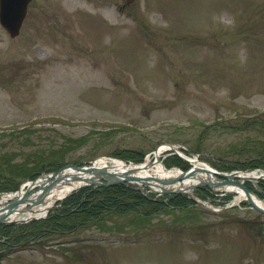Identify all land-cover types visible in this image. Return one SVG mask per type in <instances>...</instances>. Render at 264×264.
<instances>
[{
  "label": "rangeland",
  "instance_id": "1",
  "mask_svg": "<svg viewBox=\"0 0 264 264\" xmlns=\"http://www.w3.org/2000/svg\"><path fill=\"white\" fill-rule=\"evenodd\" d=\"M263 121L264 0H31L18 36L0 24V199L46 169L140 164L166 144L245 170L264 147ZM112 187V206L115 190H138H82ZM240 201L85 218L57 202L44 219L0 228V264H264V214ZM36 228L44 235L28 240Z\"/></svg>",
  "mask_w": 264,
  "mask_h": 264
},
{
  "label": "bare ground",
  "instance_id": "2",
  "mask_svg": "<svg viewBox=\"0 0 264 264\" xmlns=\"http://www.w3.org/2000/svg\"><path fill=\"white\" fill-rule=\"evenodd\" d=\"M171 147L168 145L161 146L159 148V151L156 153V157H159L162 152H165L169 150ZM190 162L193 164L194 169H197L194 171L191 175L185 176L184 171L181 170L178 167L167 169L162 163L160 162H153L151 160H147L143 164L139 165H127V163L119 160V159H113V158H100L96 160L94 163V166L99 169L107 170L110 173H113L115 175H118L121 177L125 173H129L130 177L136 178L139 181L137 183L142 184L141 179H146V183L148 187L152 188L153 191H158L159 193H163L166 191H175L183 194L193 195L194 190L198 186L204 185L208 180H211L213 182V186L218 185L216 188L217 190L222 191H230V192H237L236 195V201L237 203L240 202V200L243 199L244 195L242 190L245 192V190L236 185V183L242 184L240 181H237V178L230 179V184H224V183H215L217 182L216 177H214L213 173H222L221 171H210L208 174L205 172V170H213L208 164L202 163L197 157H187ZM74 175L81 176L83 179H87L89 177H95L94 174H88V173H80L76 171V169H67L63 171L59 178L56 177L55 180H57L59 183L52 188H50V197L48 199V203H54L59 198H62L66 194H68L73 188L78 187L81 184H85V182H80L73 180ZM241 180L245 181L246 179L253 180L254 182H258L259 179L264 181V174L259 173H251V174H242ZM46 176H44L40 183L44 181ZM158 179V181L161 182H154L153 179ZM46 182L43 184L48 183V178H46ZM176 180L175 182H170ZM169 182V183H164ZM243 185V184H242ZM247 189L248 187L245 186ZM259 190L262 188L259 186ZM249 190V194L251 195V199L255 205L258 207L264 209V200H261L258 198V195L256 193H252L253 191ZM24 191V190H23ZM35 191V190H34ZM32 193V198H39L41 195L44 196V193L42 191L34 192ZM21 192L20 194H22ZM19 194V195H20ZM182 194V195H183ZM261 194L264 195V191H261ZM184 196V195H183ZM186 196V195H185ZM12 197L9 195L3 196L1 199V205L0 210L8 202ZM264 199V198H263ZM244 200V199H243ZM51 205V204H49ZM39 208V207H38ZM26 207H19V209L15 210L13 215L8 218V221H17L21 219H31V220H39L41 218H44V213L47 210V208H39V209H32L29 212H26V214H22V211L25 210ZM28 219V220H29Z\"/></svg>",
  "mask_w": 264,
  "mask_h": 264
},
{
  "label": "water",
  "instance_id": "3",
  "mask_svg": "<svg viewBox=\"0 0 264 264\" xmlns=\"http://www.w3.org/2000/svg\"><path fill=\"white\" fill-rule=\"evenodd\" d=\"M31 0H0V23L1 25L8 31L11 37H16L21 29V26L23 24V21L26 17L27 14V8L28 4L30 3ZM156 162H160L159 157H156ZM67 169H76V171L80 173H88V174H94L95 177H89L87 179L81 178V176L74 175L73 180L80 181V182H85V184H91L95 186H110V185H116V184H123L124 182H136L139 181L136 178L130 177L129 173H125L121 177L118 175H115L113 173L108 172L107 170L104 169H99L95 167L94 165H90L87 167H79V166H65L61 168L59 171L48 174L50 177V181L48 180V183L43 184L39 183V179L36 181H33L31 186L29 187L28 191L35 185L39 183L40 185V191L44 193V196L41 195L39 198L32 199L29 197L27 193L24 195L20 196L17 199H14L11 202H8L6 206L3 208V211L1 212L0 215V223L5 222L6 218L11 216L14 211L19 209V207L22 204H27L28 207L23 210L24 211H29L32 210L33 207H37L40 205H44L46 203L47 197L50 195V188L53 186L57 185L59 182L55 180L56 177L59 178V175L67 170ZM197 169H192L191 171L185 173V176L191 175L194 171ZM212 170H205V172L208 174ZM213 175L216 177L217 183H224V184H230V181H227L225 179H234L238 178L240 179L241 177L237 174H223V173H213ZM53 179V180H51ZM99 179L104 180L101 182ZM142 184L144 186L147 185L146 179H141ZM156 182H161L158 181V179H153ZM249 179H246L245 181H248ZM176 180L170 181V182H175ZM164 183H169V182H164ZM205 185H208L210 188H213V182L211 180H208V182L205 183ZM236 185L242 187L245 190V193L247 194L248 197V202L249 204L259 213L264 214V209L258 207L255 205L251 199V195L249 194V190L242 184L236 183ZM83 185H79L78 187H75L74 189H78ZM140 188V187H139ZM175 191H166L164 193H173ZM48 210H51V207H49Z\"/></svg>",
  "mask_w": 264,
  "mask_h": 264
},
{
  "label": "trees",
  "instance_id": "4",
  "mask_svg": "<svg viewBox=\"0 0 264 264\" xmlns=\"http://www.w3.org/2000/svg\"><path fill=\"white\" fill-rule=\"evenodd\" d=\"M263 145H264V143H263ZM49 159H50V157H49ZM49 162H50L51 166L60 163L59 160L55 157H52L49 160ZM234 167H237V166H234ZM43 168L46 169L45 167H43ZM230 168L232 169V167H230ZM242 168L243 169H245V168H263L264 169V147L262 148V151L259 154L254 155L253 157H251L250 160L245 162V165ZM46 170L49 171L48 169H46ZM37 171L40 172V170H37ZM12 172H14V171H12ZM12 174H15V173H12ZM17 174L18 175H15V176H20V177L25 176L26 177L27 175H29L27 173L24 174L21 171L17 172ZM15 176L12 175L11 177L5 178V182L12 181V184L15 187L17 185V183L13 182ZM6 185H9V184H6ZM113 188H116V187L109 188L108 190H106V189L91 190L89 188L85 191L80 190V192L78 194L77 193H76V195L73 194L71 197H69L67 199L66 202L64 201L65 202L64 206H66V208H67L71 204H76V209L78 208L76 213L79 214V216L81 218H82V216H84V218H85L86 215L89 217H97L98 215H102V210L105 207H107L109 209H116L117 208V210H118L117 213H119L121 215H129V214L139 213V212L143 213L144 215H149V213L143 211L144 207L150 208V207H153L155 205L160 206V207H164L167 205H172L174 203H175V206L186 205V204L193 205L194 204V202H192L190 199H188L185 196H181V195H171L173 198H171L170 201L167 202L168 204L167 203L163 204V203H160L157 201H153L151 198L144 196L140 191H138L134 188L122 187V189L115 190V193H117L118 197H121V198H119L118 202H115V205H117V206H112L111 205L112 204L111 198H112V196H115V194L111 195L110 190L112 192H114ZM90 191H92V192H90ZM101 191H103V194L100 193ZM230 198H231V196H228L226 199H230ZM66 211L69 212V210H66ZM96 222H98V221H95V223ZM86 223H87V221H85V220L82 221V226H85ZM2 226H0V228H2ZM36 231H37L36 233H35V230H33V233L28 231V233L25 234V236L28 238V240H34L35 241L39 236H42V235H44L43 233H45L44 230L42 232V228H36ZM20 239L21 238H19V239L17 238V241H19Z\"/></svg>",
  "mask_w": 264,
  "mask_h": 264
}]
</instances>
